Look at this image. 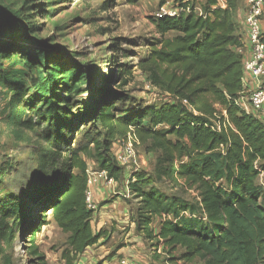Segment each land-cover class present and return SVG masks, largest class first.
I'll use <instances>...</instances> for the list:
<instances>
[{
  "label": "trees",
  "instance_id": "1",
  "mask_svg": "<svg viewBox=\"0 0 264 264\" xmlns=\"http://www.w3.org/2000/svg\"><path fill=\"white\" fill-rule=\"evenodd\" d=\"M123 1L132 6L140 0ZM172 1L181 13L152 20L159 39L137 64L167 101L128 113L118 109L125 96L107 95L93 104L87 126L75 134L65 111L50 106L40 116L48 121L43 139L50 149L38 154L36 186L0 199V264H14L16 233L28 240L23 264H46L36 235L50 223L48 216L66 236L61 252L65 264H74L105 236L103 229L92 231L94 212L85 202L86 160L120 183L124 170L117 166L112 148L127 135L147 154L158 153L155 178L175 187L182 182L196 194L192 202L166 195L151 176L131 173L127 189L138 207L130 220L138 236L154 247L162 244L169 258L182 250L176 260L184 264H264V186L257 183L264 175V124L236 104L242 92L239 0H224V8L216 0H206L199 10L194 0ZM16 41L0 44V60H10L23 48ZM41 57L38 51L36 58ZM26 61L28 69L35 62ZM113 63L121 89L130 73L126 66ZM57 67L53 64L45 77L37 73L32 84L42 92L55 87ZM37 78L41 79L36 82ZM6 83L15 87L8 101V125L32 130V121L24 120L30 110L21 99L22 88ZM73 88L71 79L64 91ZM155 219L160 222L157 232L152 228Z\"/></svg>",
  "mask_w": 264,
  "mask_h": 264
},
{
  "label": "rangeland",
  "instance_id": "2",
  "mask_svg": "<svg viewBox=\"0 0 264 264\" xmlns=\"http://www.w3.org/2000/svg\"><path fill=\"white\" fill-rule=\"evenodd\" d=\"M205 1L194 0L195 9L199 10ZM162 4L173 5V1L140 0L130 6L123 0H0V33L4 34L0 36V44L9 45L17 40V44L21 42L23 46L10 60H0V199L6 195L19 196L36 186L38 154L42 149H50L43 139L48 121L40 119V116L50 106L65 111L66 123L75 134L87 126L85 122L93 104L107 95L121 93L125 96L118 109L128 113L167 101L149 85L146 75L137 68L138 62L147 56L149 45L159 39L152 24V15ZM17 26L23 30H15ZM22 38L23 42L20 41ZM38 51H42L41 60L36 58ZM27 58L35 60L30 69L26 65ZM112 62L126 66L130 73L127 85L121 89H118L120 80ZM55 63L59 64L54 74L57 85L42 92L32 81L37 73L45 77ZM40 79L37 78L36 82ZM71 79L74 88L65 93V84ZM6 81L22 88L21 99L30 110L24 120L32 121V130L8 125V101L15 87L12 90ZM135 152L137 160L143 162L140 171L154 178L155 186L161 192L195 201V192L188 191L182 182L175 187L155 178L158 153L147 154L141 145L136 146ZM86 164L87 175L93 180L100 171L93 161L86 160ZM52 173L56 176V168ZM130 175L124 170L120 183H110L103 178L90 187L97 205L91 222L92 231L96 234L103 229L105 236L76 264H107L109 256L119 248L120 241L123 242L129 233L132 237L138 236L135 230L130 232L134 225L130 214L138 207V201L129 195L127 189ZM257 183L264 186V175ZM23 200L26 199L23 197ZM47 220L50 223L36 235V244L46 254V264H65L61 252L66 236L49 216ZM159 223L157 219L153 221L155 232ZM27 241L23 234L16 233L12 250L14 264L24 263ZM138 242L141 256H146L144 264H184L176 260L182 253L180 249L169 258L162 244L154 247L143 238ZM170 259L176 261L171 263ZM192 264H199V261Z\"/></svg>",
  "mask_w": 264,
  "mask_h": 264
},
{
  "label": "built area",
  "instance_id": "3",
  "mask_svg": "<svg viewBox=\"0 0 264 264\" xmlns=\"http://www.w3.org/2000/svg\"><path fill=\"white\" fill-rule=\"evenodd\" d=\"M246 6L247 11L243 19V26L250 47V56L244 58L243 48H240L238 51L242 57V86L250 84L252 88L245 98L243 100L238 99L236 104L244 112L251 114L264 124V33L260 28L264 0H246ZM180 13L181 11L177 6L162 4L152 17L154 20L176 18ZM137 145V141L130 135H127L125 139L119 140L113 145L112 154L117 166L130 173L140 171L143 162L137 160L135 152ZM100 172L94 175L93 180H90L91 178L87 175L85 202L87 208L93 212L96 210L97 205L93 200L90 187L96 185L103 178L113 183L111 179L107 178L105 172ZM113 261L110 260L107 264H139L136 259L130 256L116 257V260Z\"/></svg>",
  "mask_w": 264,
  "mask_h": 264
},
{
  "label": "crops",
  "instance_id": "4",
  "mask_svg": "<svg viewBox=\"0 0 264 264\" xmlns=\"http://www.w3.org/2000/svg\"><path fill=\"white\" fill-rule=\"evenodd\" d=\"M216 1H217L219 6H221L222 8L225 7L224 0L222 1V3L218 2V0H216ZM246 11H247L246 0H239L238 7H237L236 21L240 26L239 34L241 36L244 58H248L250 56V47H249V44H248L247 39H246L245 28L243 26V19L246 15ZM260 28H261V31L264 33V10H263V16L261 19ZM251 88H252V86L250 84L243 85L242 86V92L239 95V99L243 100L245 98V96L247 95V93L251 90ZM130 232L134 233V225H132ZM126 238L124 239L123 242L120 241V243H119L120 246L115 251V254L109 256L110 260L113 261L114 259H116L115 257L130 256V257H133L134 259H136L139 264L140 263L144 264L143 260H144V258H146V256H144V257L141 256L142 253L139 250L140 243L138 242V240H141V238L139 236L132 237L130 233L128 234V236H126ZM127 244H131V245L128 246ZM89 249L90 248L86 249V251L84 252L82 257H84L87 254ZM107 254H108V252L105 253V255H107ZM103 257H105V256H103ZM80 259H81V256L78 258V260L74 264H76ZM45 261L48 262V258L46 256H45Z\"/></svg>",
  "mask_w": 264,
  "mask_h": 264
}]
</instances>
